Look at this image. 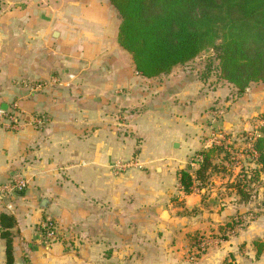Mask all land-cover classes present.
Segmentation results:
<instances>
[{
	"label": "crops",
	"instance_id": "crops-1",
	"mask_svg": "<svg viewBox=\"0 0 264 264\" xmlns=\"http://www.w3.org/2000/svg\"><path fill=\"white\" fill-rule=\"evenodd\" d=\"M107 4L0 3V111L17 103L23 113L16 131L0 127V185L15 173L28 181L24 192L0 197V215L15 220L13 264H264V173L248 203L229 187L238 168L211 175L205 186L195 182L198 193L185 194L178 180L189 155L211 145L207 108L223 97L222 84L197 95L174 77L179 66L157 85L117 69L113 58L124 52ZM54 74L66 81L38 93L25 86ZM223 121L225 135L241 127ZM128 132L142 139V165L116 172L115 163L134 153ZM256 201L263 209L235 225ZM46 216L57 225L50 243L37 231ZM199 236L211 238L203 251L194 243Z\"/></svg>",
	"mask_w": 264,
	"mask_h": 264
},
{
	"label": "trees",
	"instance_id": "trees-1",
	"mask_svg": "<svg viewBox=\"0 0 264 264\" xmlns=\"http://www.w3.org/2000/svg\"><path fill=\"white\" fill-rule=\"evenodd\" d=\"M109 2L122 17L117 41L131 55L137 75L150 79L168 74L208 48L218 60L220 78L239 93L247 92L252 84L264 82V0ZM259 120L256 134L244 137L245 144L251 142L245 150L242 178L229 186L245 203L255 198L260 175L264 173V113ZM229 148L221 144L198 151L196 170L191 173L188 167L178 172L183 192L189 194L195 182L205 186L211 175L223 172L222 165L230 158ZM14 226L12 216L0 215L6 264H13L14 260L11 231ZM194 243L198 244V238Z\"/></svg>",
	"mask_w": 264,
	"mask_h": 264
},
{
	"label": "rangeland",
	"instance_id": "rangeland-1",
	"mask_svg": "<svg viewBox=\"0 0 264 264\" xmlns=\"http://www.w3.org/2000/svg\"><path fill=\"white\" fill-rule=\"evenodd\" d=\"M7 1H13V0H0V3H4ZM27 2H32L35 0H26ZM108 6L109 8H111V11L113 12V23H117V35H118V28H119V24H120V16L118 15V13L116 12V10L112 7V5L110 4L109 0H103ZM118 43V41H117ZM119 45V44H118ZM119 48L121 49V51H123L124 53L121 55H117L116 58H113L114 60L116 59V68H123L125 66L129 67L132 69L131 72H133V75L135 77V79L137 81H139V83H154L153 85H157L158 83L164 82L165 80L169 81L168 79V74L165 75H160L158 77H155L153 79V81H144L143 79L139 80V75H136L137 73L135 72V68L133 65V61L131 58V55L127 52H125V50H123L121 48V46L119 45ZM120 52V50L118 51ZM128 56V57H127ZM125 58L127 60H125ZM114 66V64H113ZM76 68V67H73ZM180 69L179 74L175 75L174 77L177 78L179 81L181 80H188L190 83H192V85L194 86L193 88L196 89V94L197 95H205L208 92L211 91H217V88H221L223 90V97H219V100H215L213 102V104L207 108V110L209 109V115H210V120H207L209 122V126L208 128V132L206 134H210V139L211 138H215L218 136H222V138L218 139L219 140V144L216 145H211L205 149H208L212 146H221L223 145L229 148V152L230 153V158L228 160H226L224 162V164L222 166H224L225 170L221 173H217L219 175H226V176H232L235 173L234 168H238V174L234 180V182H239L242 178L241 176V168L242 166H246V163L244 162V158H245V150L250 148V140L248 141L247 144H249V146L247 147V144H245V135L248 137L249 134H253L255 132V125L258 124L259 117L261 114L264 113V82L262 83H257V84H252L250 86V89L247 92H241L239 93L238 90L231 84H228L227 82H225L224 80H222L220 78V73H219V65H218V60L216 59V56L213 52V50L211 49H205L203 52H201L195 59H193L191 62L185 64V65H180L178 67ZM56 74V73H55ZM52 77H56L60 80L61 83H64V81H66V79L64 78V76L61 75H55ZM139 76V77H138ZM51 78V77H49ZM143 78V77H142ZM157 78V79H156ZM148 79V78H147ZM151 79V78H150ZM46 79H40V80H34L31 82H26L28 85L29 84H33L34 82H40V81H44ZM220 84H222V86L220 87ZM191 92V91H190ZM189 94V92H188ZM192 92H191V96H192ZM207 110H203V112L201 113L204 114ZM212 114V115H211ZM240 120V123L237 122L236 125L238 126L240 124V128L234 129L232 132H234L233 134H224L223 129H222V124L221 122H224L223 120ZM122 120L119 119V122H121ZM211 121V123H210ZM250 124L251 129H246V125ZM254 126V129H253ZM223 131V132H222ZM121 132V131H120ZM122 134L124 132H121ZM128 136H132L133 137V141H134V153L132 154L131 158L128 159V161H122V160H118L117 163L120 164H125L127 165L126 169L129 167H136V168H141V165L139 164L140 161L137 158L138 157V146L140 145V138H138L136 135V133L133 132H128L125 133ZM224 135V136H223ZM255 135V134H254ZM253 135V136H254ZM205 132L203 131V133L201 134V138H205V140L207 139V137H205ZM227 137L229 138V140L227 139ZM239 145V146H237ZM232 147V149H231ZM227 150V149H225ZM200 157L197 156L196 152L189 155L188 160H187V164L185 166L184 169L186 168H190L191 173L194 172V170H196L195 168H197L198 165H196L195 167H192L191 164L192 163H196L197 159H199ZM116 164V163H115ZM182 170V169H181ZM261 182V181H260ZM200 184V183H199ZM194 188L198 189V191L200 190L199 185L194 186L191 188V192H195ZM195 192V193H198ZM264 198H262L261 200H263ZM262 201H256L254 207L255 210H247L245 211V213L241 214L240 216H238L236 222L237 224H240V228L246 226L251 220L254 219L257 211L263 209V206L261 204ZM249 211V212H248ZM252 216V219L250 220H245V218H247L248 216ZM243 220V221H242ZM211 237V236H210ZM198 238V246L200 247L201 251H203L204 249L207 248V246L205 247H201L200 244L203 241H210L211 238L209 237H205V236H199ZM197 246V249H199V247ZM201 253V252H200Z\"/></svg>",
	"mask_w": 264,
	"mask_h": 264
},
{
	"label": "built area",
	"instance_id": "built-area-1",
	"mask_svg": "<svg viewBox=\"0 0 264 264\" xmlns=\"http://www.w3.org/2000/svg\"><path fill=\"white\" fill-rule=\"evenodd\" d=\"M61 84L62 83L58 78L52 77L44 81L34 82L33 84H29V85L27 84L25 86L29 89V92L38 93L47 88L59 86ZM22 115L23 113L19 108V105L17 103H13L11 106V110L9 112L0 111V127H3L8 131H16L18 129ZM33 122L37 127L43 125L44 123L43 119L41 118H33ZM218 137L222 138V136H218ZM218 137L212 138V140H210L211 145L219 144ZM198 160H200V158L197 159V161ZM196 165H197L196 163L191 164L192 167H195ZM126 167L127 165L125 164H120V163L115 164L116 172H118V170H124L126 169ZM27 186H28V181L23 176V174L15 173L9 180H7L5 183L0 185V197L9 198L18 195L24 192ZM194 191L197 192L198 189L194 188ZM250 219H252V216L250 215L247 218H245V220H250ZM37 231L39 232V234L41 235V237L45 242H49V243L53 242L58 237L56 222L50 216H46L39 223V225L37 226ZM207 245H209V241H203L200 244L201 247L204 246L206 247Z\"/></svg>",
	"mask_w": 264,
	"mask_h": 264
},
{
	"label": "water",
	"instance_id": "water-1",
	"mask_svg": "<svg viewBox=\"0 0 264 264\" xmlns=\"http://www.w3.org/2000/svg\"><path fill=\"white\" fill-rule=\"evenodd\" d=\"M122 19V17H120V20Z\"/></svg>",
	"mask_w": 264,
	"mask_h": 264
}]
</instances>
